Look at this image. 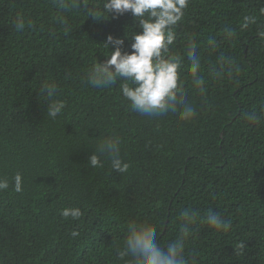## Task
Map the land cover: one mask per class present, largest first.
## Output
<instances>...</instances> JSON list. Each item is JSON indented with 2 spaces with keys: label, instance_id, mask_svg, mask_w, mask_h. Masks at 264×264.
Segmentation results:
<instances>
[{
  "label": "trees",
  "instance_id": "obj_1",
  "mask_svg": "<svg viewBox=\"0 0 264 264\" xmlns=\"http://www.w3.org/2000/svg\"><path fill=\"white\" fill-rule=\"evenodd\" d=\"M75 2L0 0V178L9 182L0 191V264H128L120 253L129 222L152 224L167 245L181 236L186 208L198 213L185 240L188 264H264V120L243 119L264 115V0H189L172 52L184 99L197 111L191 122L178 112H135L119 83L89 84L88 70L112 50L108 37L139 29L130 13H106L105 0ZM17 14L26 21L19 32ZM190 43L202 93L191 85ZM50 84L65 105L54 118ZM110 137L120 140L127 172L88 163ZM66 207L82 217L65 218ZM209 209L227 230L205 222Z\"/></svg>",
  "mask_w": 264,
  "mask_h": 264
},
{
  "label": "clouds",
  "instance_id": "obj_2",
  "mask_svg": "<svg viewBox=\"0 0 264 264\" xmlns=\"http://www.w3.org/2000/svg\"><path fill=\"white\" fill-rule=\"evenodd\" d=\"M71 4L75 7V0H71ZM188 4L189 0H105L103 7L106 13L114 18L130 13L139 30L133 31L131 36L125 33L122 38L108 37L105 47L111 45L112 50L105 61L95 62L88 70L89 84L110 89L119 83V90L130 107L144 116L178 112L182 121L194 120L197 111L184 99L181 89V59L172 52L175 28L183 20ZM59 6L68 7L69 0H59ZM89 14L97 19L102 18L98 11ZM13 26L16 31H22L26 26L25 18L17 14ZM261 35L264 36V33ZM125 40L130 41L127 50L124 49ZM186 57L191 85L202 93L205 81L201 75V58L194 43L187 46ZM225 62L229 66L225 71L230 75L232 61ZM45 95L47 114L54 118L61 113L64 102L56 98L54 84L47 86ZM243 119L250 124H259L264 120V115H258L255 111L245 112ZM105 160L110 163L112 170L127 172L129 165L120 156L118 137L105 138L88 157V163L93 168L103 167ZM21 184L22 179L17 175L14 178L15 191L22 190ZM8 188L9 182L0 178V191ZM61 215L79 220L83 213L79 208L66 207ZM179 216L183 222L182 234L167 245L159 243L157 230L152 224L129 222L120 255L127 258L128 264H188L184 255L185 240L190 235V227L196 222L198 213L186 208ZM204 219L216 230H227L230 226L219 212L212 209L207 211ZM72 235L78 233L74 231Z\"/></svg>",
  "mask_w": 264,
  "mask_h": 264
}]
</instances>
